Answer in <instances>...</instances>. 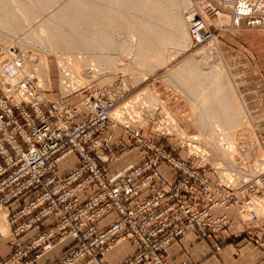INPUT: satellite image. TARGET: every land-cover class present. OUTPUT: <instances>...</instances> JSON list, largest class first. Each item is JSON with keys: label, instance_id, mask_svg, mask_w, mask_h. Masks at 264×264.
<instances>
[{"label": "built area", "instance_id": "obj_1", "mask_svg": "<svg viewBox=\"0 0 264 264\" xmlns=\"http://www.w3.org/2000/svg\"><path fill=\"white\" fill-rule=\"evenodd\" d=\"M187 13L191 14L188 28L196 45L216 41L226 31L222 22L226 16L236 28L264 31V0H192ZM17 55L0 40V237L6 229L19 248L7 261L0 259V264L25 259L26 264L36 263L54 248L50 242L57 234L78 247L61 264H88L103 256L125 232L142 246L127 264H167L165 253L187 230L209 237L229 225L227 213L218 215L217 208L235 206L243 222L260 219L252 208L257 206L256 198L264 196V172L225 186L213 170L218 176L213 183L206 175L207 166L189 164L197 156L187 153L185 159L178 158L164 146L139 136L152 117L145 116L142 124L127 125L98 100L87 98L74 116L60 114L50 98L51 86L41 89L36 78L23 74ZM138 108L143 111L142 106ZM114 125L121 126L150 154L141 164L111 174L98 150L104 146V133ZM163 128L158 130L163 136H172L188 150L183 139ZM115 147L106 145L107 152L114 154ZM71 154L79 157L80 165L59 178L58 164ZM162 163L174 169L178 178L172 186L151 188L161 178ZM150 188L149 199L140 201L142 192ZM87 191L88 201L82 203L80 195ZM248 210L246 219L242 214ZM111 213L117 217L101 229L99 224ZM49 219L57 221L54 230L27 246L18 241ZM38 249L43 252L35 254Z\"/></svg>", "mask_w": 264, "mask_h": 264}, {"label": "rangeland", "instance_id": "obj_2", "mask_svg": "<svg viewBox=\"0 0 264 264\" xmlns=\"http://www.w3.org/2000/svg\"><path fill=\"white\" fill-rule=\"evenodd\" d=\"M188 5L189 0H0V37L5 43L12 44L34 74L35 69L39 70L38 76L46 69L49 70L52 89L50 98L55 111L60 114L73 115V110L68 108L77 109L76 106L86 98L98 100L114 113L125 102L138 95L145 96V99L156 105L158 111L155 110L156 117H152L154 119L141 129V138L164 146L167 152L185 159L188 150L182 149L172 136H163L158 131L162 126L164 129L171 128L175 123L186 133L185 136L197 138L202 144L213 142L216 145L223 140L231 146L236 145L239 152L230 155L233 160L231 157L225 158L226 164L235 165L237 162L249 168L248 164L252 165L258 155L259 158L264 156V31L236 28L227 22L226 31L216 41L196 45L189 35ZM70 53L94 57L100 70L95 63H83L81 72L88 78L82 84L72 83L70 92L64 93L57 55L64 54L66 70L70 76L75 68L67 60ZM177 99L182 100L180 106H185L184 111L188 113L185 120L174 115L177 109L172 106ZM159 109L169 116L163 123L158 119L162 116ZM113 128L120 129L126 138L119 141L125 147L119 146V143L117 145L120 152L135 149L150 154L143 146H139L137 140L125 133L121 126L114 125ZM128 141L135 143L130 147ZM218 153L221 152L216 149L212 151L215 161L210 157L207 165L206 162L202 164V167L207 166L206 175L213 183L218 182V176L213 170L225 172L221 163L224 158ZM197 156L202 157L198 153ZM188 162L197 166L200 159L192 157ZM214 162L219 164L214 165ZM263 171L264 164L260 167V172ZM157 182L151 188L168 187ZM237 198L241 199L239 195ZM13 208L15 205L10 210L13 211ZM235 210V206H230L229 210L215 209L218 215L227 213L229 225L209 237L199 233L201 238L222 249L233 216L242 225L252 223L241 221ZM49 220L52 222L50 229L25 242L22 237L27 232L18 241L27 246L39 236L54 230L57 221ZM46 221L38 223L34 228ZM253 222L260 224V230H264V213L260 214L258 221ZM7 233L5 230L0 238L7 240L14 251L5 259L0 252L2 262L19 250L12 244V233ZM246 235L252 244L257 241L254 232ZM61 237V234H57L51 239L54 248L64 241H70L71 246L69 252L65 251L54 264H61L67 255L78 248L71 240L63 241ZM125 239L140 245L127 237L125 232L113 240L109 249L116 241ZM257 247H264V240L258 242ZM140 250L141 245L138 252L123 264L137 256ZM42 252V249H38L35 254ZM49 252L43 253V256ZM167 252L165 258L168 264ZM106 253L99 258H103ZM40 259L31 264H37ZM26 260L18 264H26ZM80 264L87 263L83 261Z\"/></svg>", "mask_w": 264, "mask_h": 264}, {"label": "crops", "instance_id": "obj_3", "mask_svg": "<svg viewBox=\"0 0 264 264\" xmlns=\"http://www.w3.org/2000/svg\"><path fill=\"white\" fill-rule=\"evenodd\" d=\"M259 92V91H258ZM258 96V95H257ZM182 100H175L172 108H176L175 116L185 120L188 113H185V106L181 107ZM257 117V116H256ZM182 123V122H181ZM121 130L113 127L109 128L103 135L104 146L98 150V154L103 157L106 166L111 174H116L123 171L129 165H139L148 156L146 152L141 150L122 151L119 148V141H124L126 138ZM135 143V142H134ZM133 141H128V146L134 145ZM115 145L116 153L109 154L106 145ZM119 151V152H117ZM80 159L76 154L67 156L58 164L56 173L59 178L67 176L70 172L78 168ZM161 178L157 183L162 182L164 185L172 186L178 178V173L166 164H162L159 168ZM160 181V182H159ZM90 196V192H84L80 195L82 203H85ZM150 196V190H144L140 196L143 201ZM115 214L100 223V228H106L114 219ZM232 217V216H231ZM231 225L228 228V233L225 234V246L219 249L217 246H212L206 240L201 238L197 230H189L183 237L176 240L167 252L168 264H264V247H257L258 242L264 240V230H260V224L252 222L247 225L240 224L236 216H233ZM52 226L51 220L46 221L40 226L35 227L22 237V240L29 242L33 238ZM254 232L255 243H251L247 239L246 234ZM8 235V233H7ZM70 241H64L58 244L56 248L44 255L37 264H54L55 261L65 253L69 252ZM140 249V245L130 240L116 241L107 251L103 258L97 259L91 264H123ZM68 250V251H67ZM12 247L7 240L0 238V252L2 258H7L13 253ZM64 253V254H65ZM63 254V255H64Z\"/></svg>", "mask_w": 264, "mask_h": 264}, {"label": "bare ground", "instance_id": "obj_4", "mask_svg": "<svg viewBox=\"0 0 264 264\" xmlns=\"http://www.w3.org/2000/svg\"><path fill=\"white\" fill-rule=\"evenodd\" d=\"M188 2V1H187ZM190 2H192V0H189V4ZM190 14V13H189ZM191 18V14L188 16V23H189V19ZM187 22V21H186ZM223 23H227L230 22L231 23V18L229 16H226L225 19L222 20ZM189 30V28H188ZM190 35V33H189ZM191 37V35H190ZM192 38V37H191ZM1 42L7 47V48H13L11 45L7 44L4 42V40L1 39ZM15 50V48H14ZM17 53V52H16ZM23 56V55H22ZM64 54H59L57 55V64L61 70L60 72V76H61V88L62 91L64 93H68L70 92L69 89L70 87L73 86L72 83H76V82H81L80 84H82L84 79H87V75L84 74V72L82 73V69H83V63L87 64L89 62L91 63H95L96 68L100 70L99 65L97 60L94 57L88 56V55H84V54H68V58L67 60L72 62V65H74V69L72 70V74L69 76L68 71L66 70V66H65V60L63 58ZM18 58V63L21 65V67L23 69V74L29 75V76H33L34 78H36L37 80V85L39 88L41 89H45L47 87L50 86L51 84V78H50V73L49 70H45V72H41V74L38 76V69H35V74L33 73V71L29 70V66L27 64H24L23 58L21 57L20 54L17 55ZM86 65V67H87ZM85 67V68H86ZM69 79V80H68ZM68 84H70L71 86H68ZM90 99V98H87ZM143 107V111H145V113L143 111H140L138 107ZM77 109H73V107L68 108V110L72 111L74 113H76L75 111H77L79 109L78 105L76 106ZM144 108H147L146 110H144ZM63 109V108H62ZM156 105L150 103L147 99H145V96H136L133 100L127 101L124 103V105L122 107H119L118 109H116V111L114 113H112V116L119 121L124 122L127 125H131L132 123L134 125H137V123H145L144 120L145 118L148 116L149 119H151V117L154 116V110H156ZM159 111L162 113V116L159 118L160 121L164 120H168L169 116L167 115V113H165V111L160 110ZM146 116V117H145ZM136 119V120H133ZM141 121H140V120ZM148 121V119H147ZM161 123V124H162ZM170 126V124H169ZM164 129V128H163ZM167 133H169L170 135H175L176 137H181V139L184 140L186 146L189 148L188 149V153L190 155H194L197 156L198 154H201L202 157H205V159H203L202 157H198L200 159V164L199 167L200 168H205L208 161H210V157H212V151L218 150L221 153L218 155H221V157H223V161H221L222 165L225 167V172L221 173V172H216V174L219 176L220 181L222 182L223 185L228 186L230 182L235 183V185L240 184L238 182V180H242V179H249V177L251 176H258L260 175L262 172H260V167L261 165L264 164V156L259 158V155L257 156V158L254 160V162H252V165H249V168H246L243 164H239L237 162H235V165L227 163L225 161V158H230L232 154L239 152V149L236 145L231 146V144L228 143V141L223 142V140H221V142L219 143H213V142H209L207 145L202 144L197 138H191L188 136H185L186 133H183V131H181L180 127L177 126L175 123L172 124L171 128H166ZM178 134V135H177ZM183 135V136H182ZM198 141V142H197ZM197 143V145H196ZM194 144V145H193ZM257 147V146H256ZM232 149H234L233 152L228 153L229 151H231ZM257 150V149H256ZM204 152V153H203ZM257 153V151H255ZM196 153V154H195ZM213 159V157H212ZM232 159V157H231ZM215 161V158L213 159ZM233 160V159H232ZM203 162H206V165H204V167H202ZM219 164L214 162V165ZM264 172V171H263ZM220 173V174H219ZM256 204L257 206L253 207L252 210L255 211L256 213H258V215L260 216L261 213H264V196L263 197H258L256 198ZM250 210H248L247 212H244L242 215L244 218L248 219L250 217ZM0 225L2 226V224L0 223ZM3 228V227H2ZM6 229H3V233L5 232Z\"/></svg>", "mask_w": 264, "mask_h": 264}]
</instances>
